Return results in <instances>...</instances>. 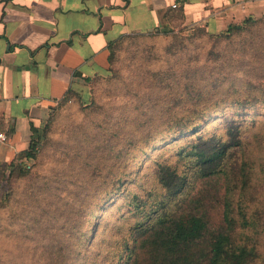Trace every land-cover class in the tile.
<instances>
[{"label":"rangeland","instance_id":"rangeland-1","mask_svg":"<svg viewBox=\"0 0 264 264\" xmlns=\"http://www.w3.org/2000/svg\"><path fill=\"white\" fill-rule=\"evenodd\" d=\"M171 23L123 39L85 97L72 90L51 108L23 174L0 173V264H122L141 217L129 192L155 201L159 162L183 169L177 152L232 118L264 134V16L229 35V24ZM245 98L254 109L237 106Z\"/></svg>","mask_w":264,"mask_h":264},{"label":"crops","instance_id":"crops-1","mask_svg":"<svg viewBox=\"0 0 264 264\" xmlns=\"http://www.w3.org/2000/svg\"><path fill=\"white\" fill-rule=\"evenodd\" d=\"M261 16L264 0H0V166L67 90L87 95L85 82L109 65L110 41L171 22L216 32Z\"/></svg>","mask_w":264,"mask_h":264},{"label":"trees","instance_id":"trees-1","mask_svg":"<svg viewBox=\"0 0 264 264\" xmlns=\"http://www.w3.org/2000/svg\"><path fill=\"white\" fill-rule=\"evenodd\" d=\"M245 23L229 24L226 35L232 30L241 32ZM144 33L132 32L110 41L109 63L123 39ZM73 95L67 90L61 102ZM248 102L245 98L235 103L254 109ZM195 113L203 116L198 108ZM199 124L185 131L197 130ZM31 130L28 147L1 165L0 173L7 168L12 173L14 165L22 173V159L36 157L42 134L32 124ZM251 136H245L241 124L232 118L223 135L198 134L177 152L183 169L178 162H159L156 175L163 193L148 203L129 192L133 209L141 217L122 243V264H264V134Z\"/></svg>","mask_w":264,"mask_h":264},{"label":"built area","instance_id":"built-area-1","mask_svg":"<svg viewBox=\"0 0 264 264\" xmlns=\"http://www.w3.org/2000/svg\"><path fill=\"white\" fill-rule=\"evenodd\" d=\"M172 6L174 7V6H176V4H172ZM221 27H222V25L219 26V28H221ZM5 139H6V137L3 134H0V140H5Z\"/></svg>","mask_w":264,"mask_h":264}]
</instances>
